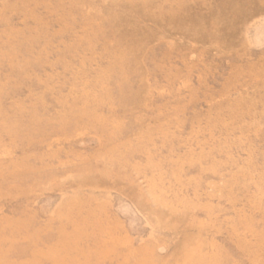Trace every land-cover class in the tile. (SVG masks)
<instances>
[{
	"label": "rangeland",
	"instance_id": "obj_1",
	"mask_svg": "<svg viewBox=\"0 0 264 264\" xmlns=\"http://www.w3.org/2000/svg\"><path fill=\"white\" fill-rule=\"evenodd\" d=\"M0 264H264V0H0Z\"/></svg>",
	"mask_w": 264,
	"mask_h": 264
}]
</instances>
